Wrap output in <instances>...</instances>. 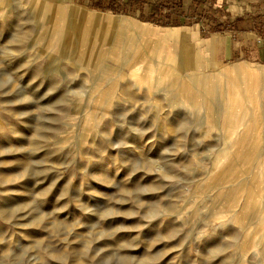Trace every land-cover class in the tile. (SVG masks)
<instances>
[{
    "label": "rangeland",
    "instance_id": "374dc122",
    "mask_svg": "<svg viewBox=\"0 0 264 264\" xmlns=\"http://www.w3.org/2000/svg\"><path fill=\"white\" fill-rule=\"evenodd\" d=\"M98 1L0 0V264H264V0Z\"/></svg>",
    "mask_w": 264,
    "mask_h": 264
},
{
    "label": "trees",
    "instance_id": "16d2710c",
    "mask_svg": "<svg viewBox=\"0 0 264 264\" xmlns=\"http://www.w3.org/2000/svg\"><path fill=\"white\" fill-rule=\"evenodd\" d=\"M107 1H108V4L106 6L103 4V0H99L98 2H94L93 4H95L96 6L105 7L106 9L107 8L112 9V10L118 9L117 0H107ZM130 1H133L135 3L138 2L137 0H130ZM168 2L169 1L162 0L160 4L158 3L152 4L153 7L151 9V15L149 16V18L155 22H159L163 24H174V25L181 24L178 18H181L184 15L180 14L179 13L180 11L177 12L178 10L177 11L174 10V12H176V15L170 14L168 12L166 14H163V10L168 9ZM143 18H145V16ZM213 26L215 27L216 30H222L228 27H233V25L225 26L224 24H216V23H214Z\"/></svg>",
    "mask_w": 264,
    "mask_h": 264
},
{
    "label": "bare ground",
    "instance_id": "6f19581e",
    "mask_svg": "<svg viewBox=\"0 0 264 264\" xmlns=\"http://www.w3.org/2000/svg\"><path fill=\"white\" fill-rule=\"evenodd\" d=\"M99 14H102V15H100L103 19H105V18H111V20H115V21H118V20H128V18L129 17H127V16H111V15H105L104 13H99ZM107 16V17H106ZM109 16V17H108ZM124 30H127V29H125V28H123ZM126 32V34H128V32L127 31H125ZM191 33V31L189 30V29H187V28H178V29H175V30H172V31H170V34H172V39L173 38H178L179 40V42H183L184 40H186V38H187V36L189 35ZM165 59H166V61H169V62H174V57L171 55V54H167L166 55V57H165ZM184 59V58H183ZM186 60V59H185ZM195 61V60H194ZM182 63V62H181ZM263 74H264V71L262 72ZM254 74H255V79H254V89H256V86H257V84H258V78H264V76L263 77H260V73L258 72V71H255L254 72ZM241 81H238V80H236L235 82H233V85H234V90H236L237 92H239V83H240ZM260 84V83H259ZM254 91V90H253Z\"/></svg>",
    "mask_w": 264,
    "mask_h": 264
},
{
    "label": "crops",
    "instance_id": "0c3cea01",
    "mask_svg": "<svg viewBox=\"0 0 264 264\" xmlns=\"http://www.w3.org/2000/svg\"><path fill=\"white\" fill-rule=\"evenodd\" d=\"M157 1H158V4H160V0H157ZM222 1L224 2V0H222ZM227 1H228V0H227ZM257 1H261V2H263V0H249V4H250V6H251V7H250V11H252V8H255L256 10L259 8V7H257V4H258ZM154 3H157V2H156V1H153V4H154ZM224 3H225V2H224ZM173 12H174V11H172V10L169 11L170 14H173ZM259 65H261V64H259Z\"/></svg>",
    "mask_w": 264,
    "mask_h": 264
}]
</instances>
